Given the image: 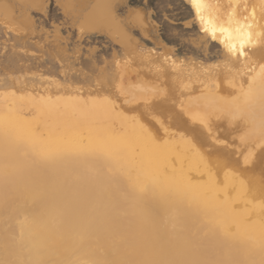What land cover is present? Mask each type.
<instances>
[{
    "label": "bare ground",
    "instance_id": "bare-ground-1",
    "mask_svg": "<svg viewBox=\"0 0 264 264\" xmlns=\"http://www.w3.org/2000/svg\"><path fill=\"white\" fill-rule=\"evenodd\" d=\"M60 1L74 17L80 15L77 6L91 5L76 23L82 34L119 28L112 0ZM188 1L202 31L239 67L229 94L192 93L188 100L177 95L171 119L200 143L223 149L208 138L246 130L233 119L242 99L248 104L243 115L251 126L249 146L264 157V0ZM46 2L0 0V20L27 36L33 29L28 9H43ZM139 12L131 13L143 24ZM142 26L146 33L148 26ZM54 38L58 52H64L59 29ZM154 56L145 53L141 59ZM124 62L131 63L130 57ZM210 78L197 71L177 81L191 93ZM14 79L7 77L0 86L14 85ZM93 90L69 84L56 100L19 99L15 89L0 91V264H264V194L258 184L241 180L239 171H225L140 117L123 118L115 105L86 103ZM198 101L205 103L200 110L206 104L228 111L233 106L226 117L230 125L225 128L224 119L213 116L189 121L187 105L202 115L194 105ZM251 157L245 167L257 165L258 155ZM229 187L238 193L229 194Z\"/></svg>",
    "mask_w": 264,
    "mask_h": 264
},
{
    "label": "rangeland",
    "instance_id": "rangeland-1",
    "mask_svg": "<svg viewBox=\"0 0 264 264\" xmlns=\"http://www.w3.org/2000/svg\"><path fill=\"white\" fill-rule=\"evenodd\" d=\"M60 2L47 0L43 9H28L33 18V29L32 34L28 33L27 36L8 28L0 20V82L7 77L16 80L14 85L0 86V91L15 89L19 99L56 100L69 84L80 85L84 89L92 86L93 93L85 96L86 103L92 100L110 103L115 105L117 111L120 110L118 113L123 118L134 120L140 117L145 124H150L149 127L156 128L157 132L172 133V140L193 146L194 153L203 154L210 161L225 166L227 172L240 173L241 180L258 184L264 194V157L259 158L260 151H254L249 146L252 141L248 138L251 126L245 122L247 115H243L248 107L246 101H236L240 114L233 118L234 121L244 122L246 130L221 131L222 133L215 135L216 138H208L223 149L210 148L209 143L207 146L200 143L187 128L178 127L176 121L171 119L177 95L181 93L188 100L192 93L196 97L229 94L232 73L239 67L222 44L202 31L197 14L188 0H112L114 22L119 28L103 27L101 32L88 34H82L76 23L91 5L86 8L77 6V13L80 15L74 17V13H65ZM133 8L140 9L137 16L142 17L143 24L134 21L131 13ZM146 19L151 27V32L146 31L147 35L142 26H148ZM56 29H59L62 36L61 46L65 49L62 53L55 47ZM133 37L138 39L137 43L133 41ZM128 46L132 49H128ZM167 47L174 48L168 50ZM145 53H153L155 56L146 61L141 59ZM128 57L131 63L124 64ZM197 71H202L211 78L199 83L198 88L190 93L184 85L179 84L177 77H185ZM26 76L29 77L27 81ZM2 98L0 95V99ZM198 103L194 105L198 106L202 115L198 117L193 108L187 105L189 121L196 124L199 119L213 116V119H224L225 128L230 125L226 117L233 106L228 111L227 108L220 110L215 105L206 104L202 111L200 109L205 103ZM206 116L208 117L205 118ZM209 122L210 125L214 123L212 120ZM209 132L212 133L211 130ZM28 152L29 155L32 154L29 150ZM253 152L258 153L251 155ZM256 155L257 165L254 168L245 167L246 160ZM203 179L207 180L205 176ZM233 188L229 190V194L232 191L238 193ZM13 205L14 202L11 206ZM10 215L11 218L14 217L13 213ZM10 217L9 221H12ZM10 226L13 227V224L10 223Z\"/></svg>",
    "mask_w": 264,
    "mask_h": 264
},
{
    "label": "crops",
    "instance_id": "crops-1",
    "mask_svg": "<svg viewBox=\"0 0 264 264\" xmlns=\"http://www.w3.org/2000/svg\"><path fill=\"white\" fill-rule=\"evenodd\" d=\"M146 22H148V20L146 19ZM148 31L151 32V27H150V24L148 22Z\"/></svg>",
    "mask_w": 264,
    "mask_h": 264
},
{
    "label": "snow or ice",
    "instance_id": "snow-or-ice-1",
    "mask_svg": "<svg viewBox=\"0 0 264 264\" xmlns=\"http://www.w3.org/2000/svg\"><path fill=\"white\" fill-rule=\"evenodd\" d=\"M241 54H242V52H241Z\"/></svg>",
    "mask_w": 264,
    "mask_h": 264
}]
</instances>
